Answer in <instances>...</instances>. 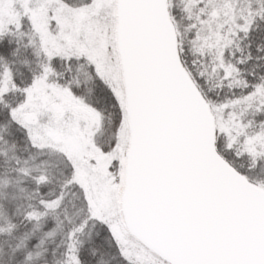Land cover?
<instances>
[{
    "label": "snow or ice",
    "instance_id": "snow-or-ice-1",
    "mask_svg": "<svg viewBox=\"0 0 264 264\" xmlns=\"http://www.w3.org/2000/svg\"><path fill=\"white\" fill-rule=\"evenodd\" d=\"M0 264H264V0H0Z\"/></svg>",
    "mask_w": 264,
    "mask_h": 264
}]
</instances>
